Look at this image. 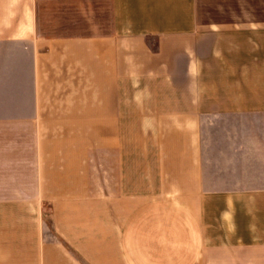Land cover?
Returning <instances> with one entry per match:
<instances>
[{
  "label": "crops",
  "instance_id": "crops-1",
  "mask_svg": "<svg viewBox=\"0 0 264 264\" xmlns=\"http://www.w3.org/2000/svg\"><path fill=\"white\" fill-rule=\"evenodd\" d=\"M215 112L264 114V0H0V264H264Z\"/></svg>",
  "mask_w": 264,
  "mask_h": 264
},
{
  "label": "rangeland",
  "instance_id": "rangeland-1",
  "mask_svg": "<svg viewBox=\"0 0 264 264\" xmlns=\"http://www.w3.org/2000/svg\"><path fill=\"white\" fill-rule=\"evenodd\" d=\"M205 174L224 188L252 190L264 181V114L215 112L201 126Z\"/></svg>",
  "mask_w": 264,
  "mask_h": 264
}]
</instances>
